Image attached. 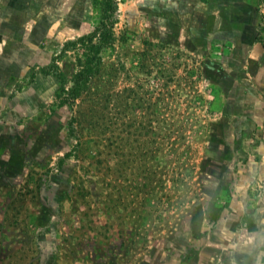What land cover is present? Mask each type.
<instances>
[{"label": "rangeland", "instance_id": "374dc122", "mask_svg": "<svg viewBox=\"0 0 264 264\" xmlns=\"http://www.w3.org/2000/svg\"><path fill=\"white\" fill-rule=\"evenodd\" d=\"M21 1L0 58L22 141L0 162V264H264L261 45L221 75L217 49L156 37L148 0H119L97 71L60 105L76 51L51 58L91 30L92 0Z\"/></svg>", "mask_w": 264, "mask_h": 264}, {"label": "crops", "instance_id": "0c3cea01", "mask_svg": "<svg viewBox=\"0 0 264 264\" xmlns=\"http://www.w3.org/2000/svg\"><path fill=\"white\" fill-rule=\"evenodd\" d=\"M23 6L21 0L0 2V58L4 62L10 60L13 45L18 46L21 43L19 41L21 39L18 40L16 35L13 36V32L17 34L24 29L12 23L11 18L14 17V12ZM148 10L149 23L154 27L152 30L154 36L170 38L188 48L217 49L219 54L216 63L222 70L225 68L221 75H231V56L234 58L236 55H244L245 59L247 57V61L251 62V57L259 50L256 43L260 44V42L256 41V37L261 16L256 10L254 0H148ZM157 22L164 23L163 30L156 27ZM260 48L263 50L262 46ZM5 66L6 63L0 64V162L2 163L7 161L6 156L10 162L12 152H19L22 148L21 139L12 132L10 125L7 126L10 119L8 107L11 108L12 103L7 100L6 95L5 81L8 76L6 74L9 73L6 72ZM259 75L264 89L263 67ZM240 256L239 264L249 263L248 255L244 254L243 258L241 254Z\"/></svg>", "mask_w": 264, "mask_h": 264}, {"label": "trees", "instance_id": "16d2710c", "mask_svg": "<svg viewBox=\"0 0 264 264\" xmlns=\"http://www.w3.org/2000/svg\"><path fill=\"white\" fill-rule=\"evenodd\" d=\"M119 0H92L91 9L93 26L90 31L74 37L63 44L56 57L51 61L57 64L58 58L69 49L74 53L72 61L73 72L70 75L71 85L66 89L67 96L59 104L70 103L81 91L83 85L97 71L101 60L100 51L104 46L110 45L114 39L115 14ZM264 50V41L256 37ZM57 68V67H56ZM63 76V75H62Z\"/></svg>", "mask_w": 264, "mask_h": 264}]
</instances>
